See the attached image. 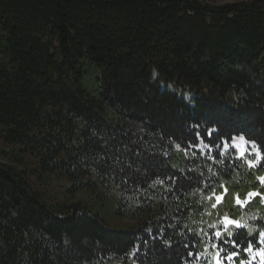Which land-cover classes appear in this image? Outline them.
Masks as SVG:
<instances>
[{"label":"trees","instance_id":"obj_1","mask_svg":"<svg viewBox=\"0 0 264 264\" xmlns=\"http://www.w3.org/2000/svg\"><path fill=\"white\" fill-rule=\"evenodd\" d=\"M0 141V264H258L264 0H0Z\"/></svg>","mask_w":264,"mask_h":264},{"label":"rangeland","instance_id":"obj_2","mask_svg":"<svg viewBox=\"0 0 264 264\" xmlns=\"http://www.w3.org/2000/svg\"><path fill=\"white\" fill-rule=\"evenodd\" d=\"M205 2H211V3H218V4H228V3H234V2H245L249 0H201ZM171 89H173L171 87ZM180 96L184 97L188 102H190L193 98L188 93H183L182 91H179ZM233 146L237 149L240 156H243L247 151L253 150L255 151V145L252 143L247 142L243 137H237L233 141ZM13 148L6 146L2 141H0V163H8L9 160V152L12 151ZM252 151V152H253ZM258 257V264H264V250L256 254Z\"/></svg>","mask_w":264,"mask_h":264},{"label":"snow or ice","instance_id":"obj_3","mask_svg":"<svg viewBox=\"0 0 264 264\" xmlns=\"http://www.w3.org/2000/svg\"><path fill=\"white\" fill-rule=\"evenodd\" d=\"M211 132H212V130H209V136L211 135ZM197 137L199 138V133H197ZM227 145H225V147H226ZM219 199V198H218ZM217 235H219V234H217ZM223 255H227V254H223ZM227 258H231L230 256L229 257H227ZM217 264H220V257H218V259H217Z\"/></svg>","mask_w":264,"mask_h":264}]
</instances>
